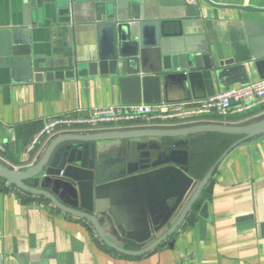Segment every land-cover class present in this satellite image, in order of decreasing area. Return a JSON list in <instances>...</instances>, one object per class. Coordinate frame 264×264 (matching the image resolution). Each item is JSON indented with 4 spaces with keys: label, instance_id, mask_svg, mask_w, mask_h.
<instances>
[{
    "label": "crops",
    "instance_id": "obj_1",
    "mask_svg": "<svg viewBox=\"0 0 264 264\" xmlns=\"http://www.w3.org/2000/svg\"><path fill=\"white\" fill-rule=\"evenodd\" d=\"M184 1V8L167 12L176 18L175 30L183 28L184 37L201 38L215 60H233L242 68L205 72L204 94L184 79H168L142 91L140 104L198 101L264 79V39L249 37L245 27L264 14L244 9H263L264 0H209L217 6ZM22 19L21 0H0V30L21 28ZM92 22L93 17L69 18L51 11L41 26L30 28L26 41L21 35L9 40V57L0 43V160L9 167L27 170L61 136L42 145L36 160L28 155L27 143L44 120L73 112L86 116L92 109L129 100L109 75L78 77L75 72L74 77L51 81L34 79L38 74L73 71L90 53L95 55L99 43ZM263 109L228 118L240 117L241 125H249L264 118ZM208 121L218 125L222 119L214 116ZM238 140L203 133L102 141L89 148L97 187L124 177L126 165L146 158V153L154 162L188 152L187 174L193 184L181 202L160 178L94 192L89 214L108 242L131 253L144 250L176 223L217 163L178 227L153 249L136 255L109 248L85 219L0 178V264H264V134L232 147Z\"/></svg>",
    "mask_w": 264,
    "mask_h": 264
},
{
    "label": "water",
    "instance_id": "obj_2",
    "mask_svg": "<svg viewBox=\"0 0 264 264\" xmlns=\"http://www.w3.org/2000/svg\"><path fill=\"white\" fill-rule=\"evenodd\" d=\"M132 1V3L130 2ZM209 5L217 6L209 0ZM23 19L21 28L0 30V43L5 45L4 55L9 57V40L17 35L26 37L30 28H37L47 19L51 11L64 12L70 17H93L98 51L90 53L88 60L77 63L75 70L67 73L38 74L35 81L74 77H94L109 75L116 79L119 89L128 101L127 105L141 103L142 91L165 83L168 79H184L192 87L204 94L203 74L217 73L220 70H235L238 66L233 60H215L213 52L203 44L201 38L190 39L183 36V28L178 31L173 26L176 18L168 10H180L186 6L184 0H21ZM264 14L263 9H251ZM249 37L264 39V16L256 22L246 24ZM27 52V50H26ZM28 53V52H27ZM31 61V59H29ZM260 66H258V69ZM262 78V77H261ZM248 83L242 84V86ZM157 104V103H156ZM218 134L233 136L239 140L232 146L264 134V118L258 122L241 125H201L174 130H130L95 133L92 135L65 134L49 144L43 156L25 171L10 168L0 161V178L9 185L42 196L59 210L81 217L93 228L96 236L111 249L121 253L140 254L153 249L163 242L181 223L217 163L197 186L176 223L157 241L138 253L127 252L108 242L98 221L89 214L92 209L95 191L124 189L137 180L160 178L168 189L177 192V202L191 189L193 179L187 174L189 156L181 151L178 158L174 153L151 162L149 154L134 163H128L125 175L97 187V171L89 159V148L102 141L128 140L137 138H178L196 134ZM226 154V153H225ZM133 176L135 173L147 171ZM132 176V177H131ZM164 190V187H161ZM81 209V210H79ZM172 246V242L169 244Z\"/></svg>",
    "mask_w": 264,
    "mask_h": 264
},
{
    "label": "built area",
    "instance_id": "obj_3",
    "mask_svg": "<svg viewBox=\"0 0 264 264\" xmlns=\"http://www.w3.org/2000/svg\"><path fill=\"white\" fill-rule=\"evenodd\" d=\"M259 108H264V79L228 88L198 101L113 105L92 109L86 116L73 112L44 120L39 131L27 143L26 153L35 159L42 145L65 134L183 129L211 125L208 119L214 116L224 122L218 125L240 126L242 119L223 120L231 115L244 116ZM126 127L129 129H124Z\"/></svg>",
    "mask_w": 264,
    "mask_h": 264
},
{
    "label": "rangeland",
    "instance_id": "obj_4",
    "mask_svg": "<svg viewBox=\"0 0 264 264\" xmlns=\"http://www.w3.org/2000/svg\"><path fill=\"white\" fill-rule=\"evenodd\" d=\"M221 146H222V145H221ZM217 150H218V151H220V150L222 151V147H219ZM218 151H217V152H218ZM221 151H220V152H221ZM211 154H212V153H211ZM91 227H92V226H91ZM92 229H93V228H92ZM93 231H94V230H93ZM94 235H95V237H97L96 234H95V232H94Z\"/></svg>",
    "mask_w": 264,
    "mask_h": 264
},
{
    "label": "trees",
    "instance_id": "obj_5",
    "mask_svg": "<svg viewBox=\"0 0 264 264\" xmlns=\"http://www.w3.org/2000/svg\"><path fill=\"white\" fill-rule=\"evenodd\" d=\"M239 118H240V117H237V118H234V119H233V118L230 119V118L227 117V119H228L229 121H235V120H237V119H239Z\"/></svg>",
    "mask_w": 264,
    "mask_h": 264
}]
</instances>
